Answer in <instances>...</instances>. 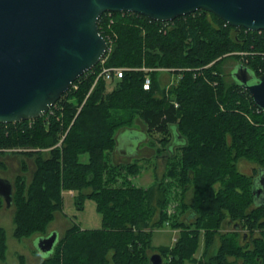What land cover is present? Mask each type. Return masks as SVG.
<instances>
[{
	"label": "trees",
	"instance_id": "trees-1",
	"mask_svg": "<svg viewBox=\"0 0 264 264\" xmlns=\"http://www.w3.org/2000/svg\"><path fill=\"white\" fill-rule=\"evenodd\" d=\"M111 17L103 13L97 22L111 47L102 63L76 78L41 117L0 123V156L23 147L17 154L34 162L30 180L24 161L14 176V235L46 234L63 209L62 191L73 190L78 208L85 198L95 201L101 226L83 229L72 221L38 264H149L155 249L173 264H264V202L252 193L264 174V111L222 69L233 56L261 74L264 30L231 26L203 9L170 21L129 11ZM102 65L133 69L96 79ZM159 67L180 74L167 93ZM147 75L151 83L144 89ZM135 120L143 131L133 127ZM129 129L160 135L155 156L165 157L164 171L146 188L130 180L141 169L138 162L123 167L106 158L116 132ZM239 160L252 164L251 173L238 169ZM175 200V212L167 214ZM229 220L234 230L222 232ZM166 221L179 228L178 237L154 248L152 232ZM201 237L202 256L194 257ZM4 239L0 227V260Z\"/></svg>",
	"mask_w": 264,
	"mask_h": 264
},
{
	"label": "water",
	"instance_id": "water-1",
	"mask_svg": "<svg viewBox=\"0 0 264 264\" xmlns=\"http://www.w3.org/2000/svg\"><path fill=\"white\" fill-rule=\"evenodd\" d=\"M198 9L234 27L264 30V0H0V123L46 114L76 78L104 57L108 42L97 25L104 12L170 21ZM232 77L264 111V71L256 75L239 63ZM259 181L252 193L264 202V174ZM0 197L7 206L12 203V183L2 177ZM57 239L56 231L41 234L37 247L47 256ZM162 261L158 252L149 256V264Z\"/></svg>",
	"mask_w": 264,
	"mask_h": 264
},
{
	"label": "rangeland",
	"instance_id": "rangeland-1",
	"mask_svg": "<svg viewBox=\"0 0 264 264\" xmlns=\"http://www.w3.org/2000/svg\"><path fill=\"white\" fill-rule=\"evenodd\" d=\"M107 16V15H106ZM110 18L111 16H107ZM112 18V17H111ZM112 38L110 37V40ZM110 46V45H109ZM111 47L108 48L106 55L110 53ZM242 62V59H236L233 56H227L222 63V69L224 73V77L226 80L230 81L233 79L231 72L233 71L236 64ZM120 67V66H119ZM121 68L125 69H133L128 68L126 66H121ZM173 68L168 67H159L158 68V77L160 84L165 87V92L167 93L168 83L170 79L166 81L165 73L170 75ZM189 68H184L187 70ZM174 74V73H172ZM173 83L177 81L180 77V74L173 75ZM166 84V85H165ZM170 85V84H169ZM107 90H110L112 84L108 82ZM134 128H139L143 131L141 122L139 120H135L133 124ZM139 132H133V129L124 130V131H117L115 134L116 138V147L118 146L117 150L114 152H109L106 154L107 161L110 163H121L124 167L125 165L133 162H138L140 165L139 172L131 176V182L136 186L141 187H148L150 185H154L157 182V178H161L162 172L164 171L165 157H161L156 159L157 152H160L162 148L161 142L159 140L160 135L158 133H152L148 137H144V134ZM144 138V139H143ZM17 150L8 151L9 155L0 156V158L8 165V169L2 173H5L6 176L12 177L16 173L20 172V159H22L27 165L26 176L28 179L32 176L31 173L34 169V162L33 158L24 157L20 153L21 151L25 150L23 147H16ZM138 148L140 150H138ZM120 150L125 152V157L118 156L117 153ZM178 152V149L176 150ZM163 154V153H159ZM86 156H83V159ZM251 163L245 160L238 161V169L245 173L249 174L252 170H250ZM252 168V167H251ZM124 169V168H122ZM124 173V170L122 171ZM26 177V178H27ZM28 181V180H27ZM120 182V180H119ZM118 182V183H119ZM117 183V184H118ZM146 186V187H145ZM66 191V190H63ZM62 191V192H63ZM71 193H62L63 198V209L59 212H55L54 218L49 223L47 232L49 231H56L57 237L63 236L65 229L70 226L72 221L76 222L81 228H98L101 226V215L97 212L95 207V201L90 198H85L83 201V205L81 208H78L75 201H74V194L73 190H70ZM192 199L191 189L188 190L186 195V200L190 201ZM175 201H171L168 203L166 212L167 214H172L175 212ZM3 204V203H2ZM0 204V227L4 230V257L0 260V264H38L43 257L46 256L45 253L41 252L37 247V241L41 234L39 232H34L28 237H21L18 238L14 235V228L15 224L13 221L14 216V206L11 205L10 207L1 206ZM234 223L230 220L223 223L221 231H233L234 230ZM242 232V230H240ZM179 228H172L169 225V222L166 221L163 227L156 228L153 230V234L151 236V245L152 247L156 248L159 246L165 245H172L177 237H178ZM202 238V237H201ZM219 239L217 238L216 243L218 244ZM250 240H248L249 242ZM203 238L200 240L199 247L197 251L193 254L194 257H201L202 256V249H203ZM153 252V250H152ZM151 252V253H152ZM154 252H158V250H154ZM109 253L108 256H110ZM21 256L23 258H21ZM241 262V260H239ZM109 264H113L112 260L109 261ZM162 264H173L171 262V256L167 255L163 257ZM183 264H194L191 261H184Z\"/></svg>",
	"mask_w": 264,
	"mask_h": 264
},
{
	"label": "built area",
	"instance_id": "built-area-1",
	"mask_svg": "<svg viewBox=\"0 0 264 264\" xmlns=\"http://www.w3.org/2000/svg\"><path fill=\"white\" fill-rule=\"evenodd\" d=\"M105 15L107 16H111V12L110 11H106L104 12ZM110 22H112V18L110 17ZM108 48H109V43H108ZM108 50V49H107ZM105 57L103 59H101V63L104 61ZM125 68H121V67H106V66H101L99 72L97 73V76H96V79L98 77H104L106 80H111L113 78H119L121 77L122 75V71H124ZM147 70V69H146ZM150 83H151V80H150V77L147 75L144 79V82H143V88L144 89H148L150 87ZM170 83H173V79L170 81ZM75 87V86H74ZM18 148H8L7 150L8 151H13V150H17Z\"/></svg>",
	"mask_w": 264,
	"mask_h": 264
},
{
	"label": "crops",
	"instance_id": "crops-1",
	"mask_svg": "<svg viewBox=\"0 0 264 264\" xmlns=\"http://www.w3.org/2000/svg\"><path fill=\"white\" fill-rule=\"evenodd\" d=\"M173 75L174 74H172V73H170V75H168V74H166L165 73V77H166V81L168 80V79H171V77H173ZM166 85V84H165ZM138 150H140L139 148H138ZM169 150V149H168ZM173 150H175V148H173ZM6 155H9V154H6ZM6 155H4V156H6ZM117 155L118 156H123V157H125L124 155H125V152L123 151V150H121L120 152H118L117 153ZM162 156L161 155H158L157 156V159H159V158H161ZM0 160L1 161H3L1 158H0ZM19 160H21L20 161V165H21V162L23 161L22 159H20L19 158ZM4 162V161H3ZM5 163V162H4ZM6 165V164H5ZM252 166H250V170H252V168H251ZM20 169H21V167H20ZM26 171H27V168H26ZM26 171L24 172V175L26 176ZM33 172V171H32ZM16 175V174H15ZM31 175H32V173H31ZM27 177V176H26ZM31 178V177H30ZM30 178L28 179V177L26 178L27 180H30ZM146 187V186H145ZM68 193H71V191L70 190H66ZM66 191H63L62 193H66Z\"/></svg>",
	"mask_w": 264,
	"mask_h": 264
},
{
	"label": "flooded vegetation",
	"instance_id": "flooded-vegetation-1",
	"mask_svg": "<svg viewBox=\"0 0 264 264\" xmlns=\"http://www.w3.org/2000/svg\"><path fill=\"white\" fill-rule=\"evenodd\" d=\"M231 75H232V72H231ZM28 168V167H27ZM8 169V165H5V167L4 168H1L0 167V177H2V178H6V179H8L9 181H11V183H12V186H13V180H14V176H12V177H9V176H6L5 175V173H2V172H4V171H6ZM259 194H261V193H259V191H258V195ZM263 195V194H262ZM262 197V196H261ZM4 204L5 205V207H10L11 205H12V203L9 205V206H7L6 204H5V202H4V200H3V198L2 197H0V204ZM3 204L1 205V206H3Z\"/></svg>",
	"mask_w": 264,
	"mask_h": 264
}]
</instances>
